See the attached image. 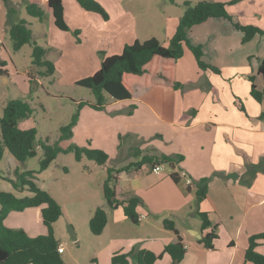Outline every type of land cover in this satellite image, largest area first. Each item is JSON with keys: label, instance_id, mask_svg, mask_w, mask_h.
<instances>
[{"label": "crops", "instance_id": "obj_1", "mask_svg": "<svg viewBox=\"0 0 264 264\" xmlns=\"http://www.w3.org/2000/svg\"><path fill=\"white\" fill-rule=\"evenodd\" d=\"M28 1L0 0V37L8 33L10 23L24 20L16 18L15 13L10 15L9 9L16 10ZM210 1L228 3L232 0ZM62 5L66 22L63 0ZM183 12L184 9L166 23L164 41L156 36L152 38L167 47ZM227 12L241 25L264 29V0H242L228 6ZM187 36L193 46H202V61L215 67L218 73L200 70L191 52L185 50L175 67V79L181 87L173 94L169 122H163L149 106L134 100L109 98L104 109L98 111H105L111 117L125 152L141 151V155L129 160L127 165L137 164L145 154L179 155L181 159L169 164V172L155 174L151 171L153 165L143 164L137 169L114 174L120 191L118 201L132 197L140 199L136 215H144V219L138 222L142 223L140 228L143 232L129 235L126 229L134 224L120 206L110 208L103 198L104 204L100 207L107 214V223L102 233L94 236L102 239L98 258L91 260L94 264L100 263L101 255L111 264L115 254L128 253L133 254L131 259L128 258L129 264H136L134 257L139 251L161 255L154 264H172L171 257L163 251L167 245L176 242V236L162 226L165 219L174 223L186 250L179 264L190 261L192 264H252L244 262V255L236 257L235 231H231L234 225L229 232L224 225V217L228 215L232 219L240 208L248 214L250 210L264 206V99L261 103L252 99L249 81L251 76L254 77L257 89H264V80L257 73L264 57V39L256 35L242 43L243 34L223 18L208 19L195 25L188 30ZM3 80L7 81V78L3 77ZM236 101L245 112L238 109ZM119 146L115 157L108 156V161L119 162L118 158L122 156ZM127 165L117 164L111 169ZM171 173H184L192 182L189 190H186V179L180 177L176 184L170 178ZM204 178L208 180L207 195L197 204L194 185ZM153 201L163 203L165 208L160 212L166 214L152 209ZM96 208L98 205L90 212L88 221ZM32 209L41 220V208H28L22 213ZM14 212L8 214L4 224ZM198 213L206 214L209 223L206 229H202ZM222 226L229 234L225 235L223 243L219 237ZM210 232L219 233L212 241L213 249L207 250L199 240ZM263 244L256 248L261 255H264L261 251ZM218 253L223 257L220 258Z\"/></svg>", "mask_w": 264, "mask_h": 264}, {"label": "rangeland", "instance_id": "obj_2", "mask_svg": "<svg viewBox=\"0 0 264 264\" xmlns=\"http://www.w3.org/2000/svg\"><path fill=\"white\" fill-rule=\"evenodd\" d=\"M36 1L41 3L40 7L44 12L42 20L28 16L25 6L14 9V15L26 21L35 44L47 51L46 59L52 63L54 72L52 75H45V67L32 64L31 44L24 45L19 51H13L9 34L4 33L0 37V62L4 63V67L0 65V69L5 71L0 75V119L8 101H25L32 113L18 127L22 130L34 129L36 133V155L24 163L13 159L2 146L0 137V148L3 149L0 160V190L13 193L16 197L30 196L25 188L14 189L12 182H16L18 175L25 171L33 172L31 180L62 208V215L53 224L54 236L62 243L65 251L61 254L62 260L65 264H94L91 260L98 258L97 253L102 247L99 242L102 239L89 232L87 218L95 205L100 207L104 204L102 186L108 177L107 169L117 164L127 165L129 160L140 156L136 155L140 150L125 152L124 143H120L121 139H118L111 117L105 111L100 113L89 105L82 107L78 122L72 128V137L59 141L60 128L69 123L77 111V105L80 102H96L90 90L78 86L77 83L99 70L102 56L120 54L123 47L131 45L135 39L143 42L156 36L161 42L164 41L163 30L166 23L184 9V1L195 4L210 0H93L101 7L106 18L82 10L76 0H63L66 19L64 22L68 31H60L54 26L45 0ZM261 30L264 31L262 28ZM105 98L109 100L107 95ZM45 140L48 144H58L63 149L71 144L80 148L98 149L112 158L120 145L119 154L122 156L118 158V163L110 160L99 166L87 158L77 162L73 153H61L45 171L39 172L42 158L39 142ZM170 170V165L163 163V173ZM164 208L163 203L153 201L152 209L155 211L163 215L166 212L160 211H164ZM224 221L229 232L234 225L231 231H235L233 241L237 245L236 257L241 258L248 237L251 234L264 233V206L252 209L248 214L240 208L233 214L232 219L227 215ZM4 225L13 230L21 229L29 237L45 233L41 220L33 209L27 213L14 212ZM141 225L142 223L132 225L126 229L127 233L136 235L143 232ZM220 231L219 237L223 243L225 235L229 234H226L223 226ZM261 248L264 252V244ZM218 254L220 258L223 257ZM100 258L99 264H108L103 260V255Z\"/></svg>", "mask_w": 264, "mask_h": 264}, {"label": "trees", "instance_id": "obj_3", "mask_svg": "<svg viewBox=\"0 0 264 264\" xmlns=\"http://www.w3.org/2000/svg\"><path fill=\"white\" fill-rule=\"evenodd\" d=\"M242 0H232L228 3L213 1H201L192 4L188 1L183 2L184 12L179 19L178 25L169 45L164 47L155 38L147 39L143 42L135 40L131 45H125L118 55L101 57L99 70L91 77L80 80L77 85L90 90L95 99V104L80 102L77 105V111L72 115L69 123L60 128L61 135L59 141L68 140L72 137V128L78 122L80 111L85 105H89L96 111L103 110L106 106V98L115 101H138L150 107V109L163 122H169L172 110V97L181 85L175 79V67L183 55L188 50L193 55L198 68L202 71L210 70L218 73V70L205 64L202 61V46H193L188 40V30L208 19L223 18L228 20L232 26L243 34L242 43L250 41L254 36L259 35L264 39V31L250 25H241L234 21L228 14L227 7L234 5ZM78 5L84 11L100 14L104 18L101 7L93 0H76ZM53 17L54 26L60 31H68V26L63 19L62 0H46ZM25 11L28 16L42 20L43 10L39 3L30 0L25 5ZM15 10L9 9L12 15ZM9 37L12 41L13 51H19L24 45L31 44L32 64L37 67H45V75H52L54 67L47 61V51L35 44L31 30L26 26L25 21L20 20L16 23H10L8 29ZM1 67L4 63L0 62ZM0 71V75H1ZM258 75L264 80V57L258 67ZM250 96L256 102L261 103L264 99V89L258 90L254 77H250ZM238 109L245 112L240 102H235ZM32 110L29 104L22 100L8 101L0 119V137L2 146L8 151L18 163H24L27 159L33 158L35 152V130H22L18 124L30 117ZM42 149V158L39 162V172L45 171L49 165L61 153H73L77 162L83 158L93 161L99 166H103L108 161V155L98 149H89L77 147L73 144L66 149L58 144L50 145L47 140L40 141ZM136 155H141L140 151ZM3 157V149L0 148V160ZM181 156L175 157L156 154H145L137 164H130L120 169H107L108 177L102 186V196L105 203L110 208L120 206L125 216L137 225L136 209L141 205L137 197L129 198L125 201H118L120 195L117 186V179L114 174L134 170L143 164L156 165L168 163L172 165L178 162ZM33 172L25 171L18 175L17 181L12 182L14 189L25 188L31 194L25 197H16L13 193L0 190V264H65L58 253V246L61 244L53 231V224L62 215L60 205L42 188L38 187L31 179ZM170 178L174 183L179 182V174L171 173ZM207 179H201L194 185V198L197 204L201 203L207 195ZM189 190V186L186 187ZM28 208H41V220L45 233L35 237H29L21 229L13 230L4 225V220L12 211L22 212ZM201 220L202 229L209 226L207 216L204 213H198ZM107 223V214L101 207L96 208L88 222L89 232L93 236L102 233ZM162 226L176 236V242L167 245L163 253H167L172 264H179L183 259L186 250L178 236V230L170 220H163ZM217 237L214 232H210L202 237L199 242L207 250L213 249L212 241ZM264 242V233L255 234L248 238V245L244 253V262L252 264H264V255L257 253L256 248ZM133 254H115L111 258V264H129L128 258ZM161 255H154L148 251H139L134 261L136 264H154Z\"/></svg>", "mask_w": 264, "mask_h": 264}, {"label": "built area", "instance_id": "obj_4", "mask_svg": "<svg viewBox=\"0 0 264 264\" xmlns=\"http://www.w3.org/2000/svg\"><path fill=\"white\" fill-rule=\"evenodd\" d=\"M162 170H163V166L161 164L153 165L152 168H151V171L153 173H155V174L161 173ZM179 177H183L184 179H186V176H185L184 173H182L181 175L179 174ZM185 183H186L187 186H190L192 184V182L190 180H188V179H186ZM143 219H144V215L137 216V222H140ZM57 250H58V253H60V254L63 252V246H62V244H60L58 246V249Z\"/></svg>", "mask_w": 264, "mask_h": 264}]
</instances>
